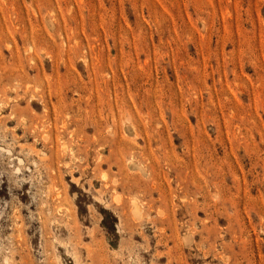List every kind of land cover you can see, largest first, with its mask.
Returning <instances> with one entry per match:
<instances>
[{"label": "rangeland", "instance_id": "1", "mask_svg": "<svg viewBox=\"0 0 264 264\" xmlns=\"http://www.w3.org/2000/svg\"><path fill=\"white\" fill-rule=\"evenodd\" d=\"M0 264H264V0H0Z\"/></svg>", "mask_w": 264, "mask_h": 264}, {"label": "bare ground", "instance_id": "2", "mask_svg": "<svg viewBox=\"0 0 264 264\" xmlns=\"http://www.w3.org/2000/svg\"><path fill=\"white\" fill-rule=\"evenodd\" d=\"M136 205V204H135ZM139 206V205H138ZM133 208H135V207H133ZM137 208V207H136ZM138 209H139V207H138ZM138 209H136V211L138 210ZM134 210V209H133ZM139 212H140V210H138ZM137 211V212H138ZM137 214H139V213H136V216H137Z\"/></svg>", "mask_w": 264, "mask_h": 264}]
</instances>
